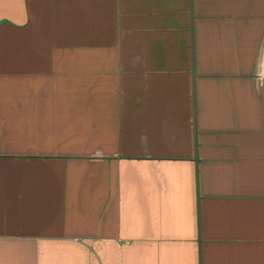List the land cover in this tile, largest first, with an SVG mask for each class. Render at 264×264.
Wrapping results in <instances>:
<instances>
[{
  "label": "crops",
  "instance_id": "crops-1",
  "mask_svg": "<svg viewBox=\"0 0 264 264\" xmlns=\"http://www.w3.org/2000/svg\"><path fill=\"white\" fill-rule=\"evenodd\" d=\"M0 264H264V0H0Z\"/></svg>",
  "mask_w": 264,
  "mask_h": 264
},
{
  "label": "water",
  "instance_id": "water-1",
  "mask_svg": "<svg viewBox=\"0 0 264 264\" xmlns=\"http://www.w3.org/2000/svg\"><path fill=\"white\" fill-rule=\"evenodd\" d=\"M191 14H192V12H191ZM193 27V26H192ZM191 32L193 33V28H191ZM192 48H193V44H192ZM196 162H197V159H196Z\"/></svg>",
  "mask_w": 264,
  "mask_h": 264
}]
</instances>
